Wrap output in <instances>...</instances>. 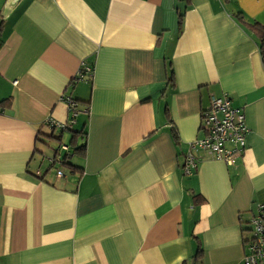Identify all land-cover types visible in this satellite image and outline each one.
<instances>
[{"label":"crops","instance_id":"obj_1","mask_svg":"<svg viewBox=\"0 0 264 264\" xmlns=\"http://www.w3.org/2000/svg\"><path fill=\"white\" fill-rule=\"evenodd\" d=\"M254 24L264 0H0V264H245L264 211ZM224 94L246 148L230 164L198 151L186 176ZM63 96L79 102L68 130L48 124L70 122ZM53 141L72 168L57 150L38 165Z\"/></svg>","mask_w":264,"mask_h":264},{"label":"built area","instance_id":"obj_2","mask_svg":"<svg viewBox=\"0 0 264 264\" xmlns=\"http://www.w3.org/2000/svg\"><path fill=\"white\" fill-rule=\"evenodd\" d=\"M93 72L94 69L92 68H83L78 79L84 80L85 75L91 78ZM63 100L67 103L71 113L70 122L57 123L50 121L48 124L61 130H68L75 123V118L80 112L78 110L79 103L65 96H63ZM202 128L205 131V136L189 143L188 151L185 154L183 173L186 176H191L197 170L199 160L196 153L198 151L205 152L212 159L230 164L235 157L244 152L246 139L250 134L243 109L235 106L228 94L212 99L210 108L202 114ZM229 143L232 144V148L227 147ZM57 162V158L51 159L52 166L57 167ZM59 163L61 165L63 161L59 160ZM57 174L59 177L64 175L60 168ZM258 212L250 221L251 233L248 239L244 241L246 252L243 260L245 264L264 262L263 207H259Z\"/></svg>","mask_w":264,"mask_h":264},{"label":"trees","instance_id":"obj_3","mask_svg":"<svg viewBox=\"0 0 264 264\" xmlns=\"http://www.w3.org/2000/svg\"><path fill=\"white\" fill-rule=\"evenodd\" d=\"M252 30L253 32L257 35L258 37V42L260 45V51H261V55H262V59H263V63H264V28L258 24H254L252 26ZM79 103V102H78ZM50 137L49 139L51 140H56L58 139V137H55L54 134L48 136ZM78 137V135H73L72 137V147H74L73 150H75V152H85L86 149V144L85 141L83 142L82 145H78V143H76L75 141L77 140L76 138ZM60 140V139H59ZM62 143V142H61ZM70 148V147H69ZM70 158V152H68L65 156H64V161H63V165L62 167H69L72 168L73 166L71 165V163L68 161V159Z\"/></svg>","mask_w":264,"mask_h":264},{"label":"rangeland","instance_id":"obj_4","mask_svg":"<svg viewBox=\"0 0 264 264\" xmlns=\"http://www.w3.org/2000/svg\"><path fill=\"white\" fill-rule=\"evenodd\" d=\"M67 141H68V134H65V139H64L63 142L66 143ZM52 143H53L52 148H49V149L45 150V157L43 159L38 157L37 160H36V162L39 163L38 165H42L43 164L44 168H46V169H48L47 168V166H48L47 165V163H48L47 160L49 158L48 157L49 155L50 156L54 155L56 150L59 152V155H61L62 157H64V155H65L64 152L60 151V147H59L60 143H56V141H53ZM36 162L34 161V163H36Z\"/></svg>","mask_w":264,"mask_h":264}]
</instances>
